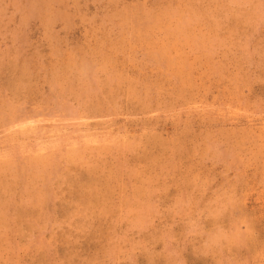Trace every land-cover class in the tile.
I'll return each mask as SVG.
<instances>
[{"label": "rangeland", "instance_id": "374dc122", "mask_svg": "<svg viewBox=\"0 0 264 264\" xmlns=\"http://www.w3.org/2000/svg\"><path fill=\"white\" fill-rule=\"evenodd\" d=\"M0 264H264V0H0Z\"/></svg>", "mask_w": 264, "mask_h": 264}, {"label": "bare ground", "instance_id": "6f19581e", "mask_svg": "<svg viewBox=\"0 0 264 264\" xmlns=\"http://www.w3.org/2000/svg\"><path fill=\"white\" fill-rule=\"evenodd\" d=\"M37 133V132H36ZM39 133V132H38Z\"/></svg>", "mask_w": 264, "mask_h": 264}]
</instances>
